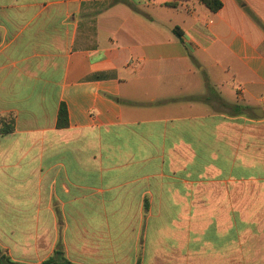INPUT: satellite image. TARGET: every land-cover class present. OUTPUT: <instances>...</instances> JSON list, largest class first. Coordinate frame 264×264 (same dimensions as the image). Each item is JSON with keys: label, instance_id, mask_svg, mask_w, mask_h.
<instances>
[{"label": "crops", "instance_id": "1", "mask_svg": "<svg viewBox=\"0 0 264 264\" xmlns=\"http://www.w3.org/2000/svg\"><path fill=\"white\" fill-rule=\"evenodd\" d=\"M113 1L0 0V117L14 119L0 135V250L12 261L60 249L71 264H197L198 235L211 257L228 246L222 107L251 113L263 140L264 0L215 13ZM255 230L262 259L264 220Z\"/></svg>", "mask_w": 264, "mask_h": 264}, {"label": "rangeland", "instance_id": "2", "mask_svg": "<svg viewBox=\"0 0 264 264\" xmlns=\"http://www.w3.org/2000/svg\"><path fill=\"white\" fill-rule=\"evenodd\" d=\"M223 105V104H222ZM239 105V104H238ZM213 107H220L214 100ZM223 121L220 137L227 146L229 163L227 165L229 188V211L227 225V244L225 253L219 258L211 257L203 245L204 235H198L197 264H264V258L255 257L253 253V235L257 234L256 226L264 220V193L260 182H264V138L256 137L260 128H254L253 115L231 117L234 112L228 111ZM246 112V110H245ZM256 132V134L254 133ZM216 152V149H214ZM214 185L220 177L219 164L214 163ZM255 174V175H254ZM239 191V192H237ZM261 193H260V192ZM239 198V199H238ZM256 231L255 233H253Z\"/></svg>", "mask_w": 264, "mask_h": 264}, {"label": "trees", "instance_id": "3", "mask_svg": "<svg viewBox=\"0 0 264 264\" xmlns=\"http://www.w3.org/2000/svg\"><path fill=\"white\" fill-rule=\"evenodd\" d=\"M188 0H172L167 3L166 6L170 8H177L182 2ZM199 3L204 5L211 12H218L222 8V2L220 0H197ZM121 2L132 8L128 0H114L112 3ZM176 32V28L173 30ZM67 125V110L64 104H61L57 115V127L64 128ZM14 130V119L8 117H0V135H7L12 133ZM0 264H23L12 261L8 256L0 250ZM41 264H71L67 261L60 249H57L53 256L44 260Z\"/></svg>", "mask_w": 264, "mask_h": 264}, {"label": "water", "instance_id": "4", "mask_svg": "<svg viewBox=\"0 0 264 264\" xmlns=\"http://www.w3.org/2000/svg\"><path fill=\"white\" fill-rule=\"evenodd\" d=\"M260 112L262 113V111H260ZM254 113H255L256 115H258V112L255 111Z\"/></svg>", "mask_w": 264, "mask_h": 264}]
</instances>
